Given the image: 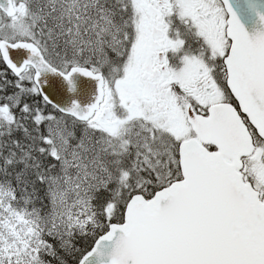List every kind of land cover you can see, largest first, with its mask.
<instances>
[{
  "label": "snow or ice",
  "instance_id": "6c2138e0",
  "mask_svg": "<svg viewBox=\"0 0 264 264\" xmlns=\"http://www.w3.org/2000/svg\"><path fill=\"white\" fill-rule=\"evenodd\" d=\"M0 264H264V0H0Z\"/></svg>",
  "mask_w": 264,
  "mask_h": 264
}]
</instances>
